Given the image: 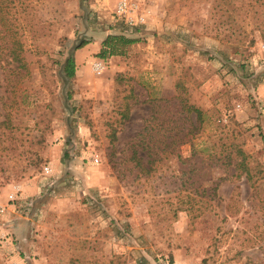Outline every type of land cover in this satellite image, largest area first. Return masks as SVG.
<instances>
[{
	"label": "rangeland",
	"instance_id": "rangeland-1",
	"mask_svg": "<svg viewBox=\"0 0 264 264\" xmlns=\"http://www.w3.org/2000/svg\"><path fill=\"white\" fill-rule=\"evenodd\" d=\"M120 1L0 0V264H264V0Z\"/></svg>",
	"mask_w": 264,
	"mask_h": 264
},
{
	"label": "trees",
	"instance_id": "trees-1",
	"mask_svg": "<svg viewBox=\"0 0 264 264\" xmlns=\"http://www.w3.org/2000/svg\"><path fill=\"white\" fill-rule=\"evenodd\" d=\"M91 42L90 39H82L80 40L78 43H76L73 46L74 50L77 49H81L83 47H85L87 44H89ZM139 42V38L136 37H129L126 36L123 33H119V34H115V33H110L107 34L101 41L99 44V50L98 52L95 54L96 57L100 58V59H106L110 56L113 55H123L124 54V48L127 45H131L134 43ZM17 61H19L18 58H15ZM19 65H22V63H19ZM62 70L64 72V77L66 80H69L71 78L74 77L75 75V59L74 56L68 55L64 61H63V65H62ZM120 74H117V79L120 77ZM188 109L192 110L195 113V125H192L191 128L192 129H200L204 118H203V113L202 111L198 108V107H192L189 106ZM124 118H127V114H124L123 116ZM172 125L173 126H177L178 122L176 120H172ZM160 124V129H163V126L165 127L166 125L163 123H159ZM150 130L149 124L145 125V127L143 128L142 132L139 133V136L132 142L129 143V146L133 148V152H132V156L136 157V146L141 145L142 143H145L144 145H142V149H147L149 150V146L152 145L150 144V140L146 139V136L148 134ZM185 137H181L180 141H183L181 144L185 143L186 141H189L190 139ZM154 142V141H153ZM162 144V142H160ZM179 144V143H178ZM191 146L193 147V143H190ZM241 153V152H239ZM138 160H140V158L138 157Z\"/></svg>",
	"mask_w": 264,
	"mask_h": 264
},
{
	"label": "built area",
	"instance_id": "built-area-1",
	"mask_svg": "<svg viewBox=\"0 0 264 264\" xmlns=\"http://www.w3.org/2000/svg\"><path fill=\"white\" fill-rule=\"evenodd\" d=\"M127 7H128V5H127L126 0H121V1L118 3V6H117V12H118V13H123V12L126 11ZM130 23L132 24L133 21L130 20ZM263 48H264V44H263ZM102 66H103V65H102L101 62H95L94 65H93V68H94V69H99V68H102ZM95 160H96V159H95ZM45 170L48 171V168H45ZM15 190L18 191V189H15ZM15 193H16V192L10 194L9 198H10L11 200H12V199H15V196H14Z\"/></svg>",
	"mask_w": 264,
	"mask_h": 264
},
{
	"label": "crops",
	"instance_id": "crops-1",
	"mask_svg": "<svg viewBox=\"0 0 264 264\" xmlns=\"http://www.w3.org/2000/svg\"><path fill=\"white\" fill-rule=\"evenodd\" d=\"M91 49V50H90ZM99 49V45L98 43H89L87 44L84 49L82 50V53L80 51H77L75 54V60L77 61V59H79L80 61L84 60V58H87L86 56H88V54L90 51L92 52H97ZM86 51V52H84ZM77 54H80L79 56H77Z\"/></svg>",
	"mask_w": 264,
	"mask_h": 264
}]
</instances>
